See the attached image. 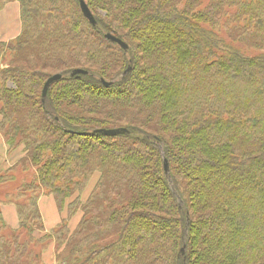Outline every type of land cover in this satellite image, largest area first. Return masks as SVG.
I'll return each mask as SVG.
<instances>
[{
    "label": "trees",
    "instance_id": "16d2710c",
    "mask_svg": "<svg viewBox=\"0 0 264 264\" xmlns=\"http://www.w3.org/2000/svg\"><path fill=\"white\" fill-rule=\"evenodd\" d=\"M84 1L95 26L80 0H0L22 23L0 44V131L18 153L0 171V264H42L48 241L57 264H264V0ZM66 62L43 98L36 63ZM120 109L140 126L86 116ZM115 128L130 134L96 133ZM42 196L65 211L50 231Z\"/></svg>",
    "mask_w": 264,
    "mask_h": 264
},
{
    "label": "rangeland",
    "instance_id": "374dc122",
    "mask_svg": "<svg viewBox=\"0 0 264 264\" xmlns=\"http://www.w3.org/2000/svg\"><path fill=\"white\" fill-rule=\"evenodd\" d=\"M9 10L6 11L5 13L10 12ZM14 10H16V9H14ZM4 11H5V9H3L0 12V44L5 45L7 47L12 45V47H13L14 44H12V43H14L16 41V39H18L21 36L22 23L19 24L18 26L16 24L15 25L16 28H14V25L9 24L7 21L4 20ZM15 16H16V13H15ZM11 17H13V16H11ZM18 30H20V32H17ZM3 49L8 50V48H3ZM0 51H1V48H0ZM9 57H10V55L8 56V58ZM9 61L10 60L7 59L5 62H2V59L0 58V67L3 66L2 68H4L5 65L11 66L12 64H8ZM86 64L92 65L93 68H95V69H101L102 72H104V70H105V72L107 74H110V75L115 72V70H113L111 68H108L106 66L103 67L99 64L97 65L95 63H92L91 61H87ZM95 65H97V66H95ZM68 66L73 68V67L79 66V64L77 62H69L67 64V62H66V63H63L60 67L55 68L54 66H44L43 64L36 63L34 70H38L37 73L40 75L50 74L51 76H53L52 74H54V73L65 71ZM80 88H82V87L80 86ZM132 88H134V86H132ZM108 94H111V93H108ZM70 109L73 111L74 107H70ZM124 110H130V111L133 110L132 112L137 113V111L134 109H124ZM119 111L120 112L117 113L118 116H115V117L111 116V115H108V117H107L106 115H107L108 111H106L103 115H99V116H94V115L93 116L86 115V116L89 118H92V119L98 118L100 120H103V118H105L106 120H108V122H111L112 125H114V126H127V125H138V127L140 126V124L136 120H129L128 118H126V116H124L125 114L121 112L122 111L121 109ZM95 114H97V113H95ZM5 144H6V142L4 140L3 134L0 131V171L6 170L8 167H12L11 165L14 163V161L17 157V154H18L17 152H15V153L9 152L7 154V147ZM130 147H131L130 149L133 152H139L140 151V148L138 145H130ZM187 182H188L187 180L186 181L183 180V183H187ZM188 183L189 184H187L186 186H187L189 192H192V190L190 188L192 186H189V185H191V183L190 182H188ZM7 188L9 191L12 190V186L10 187V182L8 183ZM88 194L89 193L86 194V197L88 196ZM6 201H7V199L5 198V203H6ZM80 219H81V215H76L73 217V219L71 220L72 222L69 225L70 231L77 227V225L80 222ZM150 228H151V226H150ZM42 249L44 250V252H43L44 254H42L43 257H41L43 260L42 264H57V257H56L57 247H56V244L53 242L49 243V241H48L47 243H45L42 246Z\"/></svg>",
    "mask_w": 264,
    "mask_h": 264
},
{
    "label": "crops",
    "instance_id": "0c3cea01",
    "mask_svg": "<svg viewBox=\"0 0 264 264\" xmlns=\"http://www.w3.org/2000/svg\"><path fill=\"white\" fill-rule=\"evenodd\" d=\"M4 9H5L4 11L5 21H7L9 24L14 25V28H16L15 27L16 24L17 26L21 24L20 6L17 2L9 3ZM8 10L10 12L5 13ZM15 13H16V16H15ZM17 32H20V30H18ZM39 208H40V211L43 217L44 227L46 231H50L54 229L55 227H57L62 222V219L65 216V211L60 212L56 204V201L52 196L40 197ZM1 209H2L3 218L6 221V223L10 227L16 228L19 222L18 211L16 207L12 204H4L2 205Z\"/></svg>",
    "mask_w": 264,
    "mask_h": 264
},
{
    "label": "water",
    "instance_id": "95a60500",
    "mask_svg": "<svg viewBox=\"0 0 264 264\" xmlns=\"http://www.w3.org/2000/svg\"><path fill=\"white\" fill-rule=\"evenodd\" d=\"M80 7L82 10V13L84 15V17L93 25L95 26L97 24L94 15L92 14V12L90 11V9L88 8L86 2L84 0H80ZM108 38V40L116 43L117 45H119L124 51L128 50V45L123 42L121 39L113 36V35H107L106 36ZM130 71V68L125 72V74L127 72ZM86 74V71L81 70V69H76L74 71H72L71 76H76V75H84ZM62 79V76L60 74H56L53 75L51 77H49L46 81V83L44 84L43 87V92H42V97L45 98L47 96V93L49 91V88L52 86L53 83L59 81ZM111 83H106L104 82L105 86H109ZM96 133L98 134H102L106 137H117L120 135H127L130 134V131L126 128H115V129H102V130H97ZM164 173L166 174V176H169V165L167 160L164 161ZM186 251V246H183L181 249V254L184 255Z\"/></svg>",
    "mask_w": 264,
    "mask_h": 264
}]
</instances>
